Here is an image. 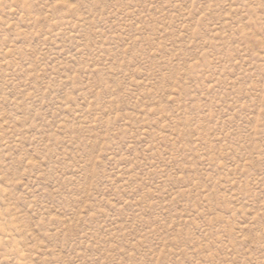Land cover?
Returning <instances> with one entry per match:
<instances>
[{"label":"rangeland","instance_id":"rangeland-1","mask_svg":"<svg viewBox=\"0 0 264 264\" xmlns=\"http://www.w3.org/2000/svg\"><path fill=\"white\" fill-rule=\"evenodd\" d=\"M0 264H264V0H0Z\"/></svg>","mask_w":264,"mask_h":264}]
</instances>
